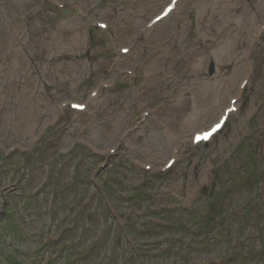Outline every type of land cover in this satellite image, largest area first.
I'll use <instances>...</instances> for the list:
<instances>
[{"label": "rangeland", "instance_id": "1", "mask_svg": "<svg viewBox=\"0 0 264 264\" xmlns=\"http://www.w3.org/2000/svg\"><path fill=\"white\" fill-rule=\"evenodd\" d=\"M220 1L0 0V264H264V0Z\"/></svg>", "mask_w": 264, "mask_h": 264}, {"label": "bare ground", "instance_id": "2", "mask_svg": "<svg viewBox=\"0 0 264 264\" xmlns=\"http://www.w3.org/2000/svg\"><path fill=\"white\" fill-rule=\"evenodd\" d=\"M180 1H182V0H179V1L177 2L174 11H172V12L170 13L169 16L173 15L174 12L179 8V5H178V4H179ZM221 1H223V0H221ZM221 1L219 2V3H220V5H219L220 7H219V8H224V9H225V8L227 7V4H228V3H227V0H224V1H225L224 4H221ZM219 3H218V4H219ZM218 4H216V5L218 6ZM169 16H168V17H169ZM160 23H161V22H160ZM160 23H159V24H160ZM258 28H259V27H258ZM258 28H257V29H258ZM219 43H220V42H219ZM219 47H220V46H219ZM221 48H222V47H221ZM226 50H227V49H226ZM219 51H220V50H219ZM227 52H228V51H227ZM223 53H224V52H223ZM223 53H222V54H223ZM226 54H227V53H226ZM216 57H217V56H216ZM219 57H220V56H219ZM217 59H218V57H217ZM217 61H218V60H217ZM218 62H220V61H218ZM201 88H202V87H201ZM202 90H204V89H202ZM201 92H202V91H201ZM220 94H221V93H220ZM211 95H212V94H211ZM211 95H209V96H211ZM211 97H212V96H211Z\"/></svg>", "mask_w": 264, "mask_h": 264}, {"label": "trees", "instance_id": "3", "mask_svg": "<svg viewBox=\"0 0 264 264\" xmlns=\"http://www.w3.org/2000/svg\"><path fill=\"white\" fill-rule=\"evenodd\" d=\"M157 230V229H156Z\"/></svg>", "mask_w": 264, "mask_h": 264}]
</instances>
